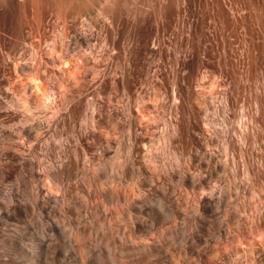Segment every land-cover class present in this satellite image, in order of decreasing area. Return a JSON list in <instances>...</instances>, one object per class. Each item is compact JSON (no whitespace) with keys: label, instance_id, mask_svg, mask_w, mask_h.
Wrapping results in <instances>:
<instances>
[{"label":"rangeland","instance_id":"1","mask_svg":"<svg viewBox=\"0 0 264 264\" xmlns=\"http://www.w3.org/2000/svg\"><path fill=\"white\" fill-rule=\"evenodd\" d=\"M0 206V237H264V0H0ZM0 264H264V238H0Z\"/></svg>","mask_w":264,"mask_h":264},{"label":"bare ground","instance_id":"2","mask_svg":"<svg viewBox=\"0 0 264 264\" xmlns=\"http://www.w3.org/2000/svg\"><path fill=\"white\" fill-rule=\"evenodd\" d=\"M63 63H65V62H63ZM65 64H67V63H65ZM29 78H30V77H29ZM29 78H28V79H29ZM28 82L30 83V84H29V89H30L31 91L36 92L37 100H38V101L41 103V105H42V103H44V102H43L44 100L42 101V99H43L42 97H43V93H44V92H43V90H42L43 88H41V85H40L41 83H39L38 80H36L35 76H34V77L32 76V77L30 78V80H28ZM46 89H47V88H46ZM44 98H45V97H44ZM47 98H48V97H47ZM40 103H39V104H40ZM45 105H46V104H45ZM38 106H40V105H38ZM8 202L10 203V205L13 204L11 199H9ZM9 207H10V206H9ZM141 208H142V207H141ZM3 211H6V212H7L8 210H7V208L3 209V208L0 206V213L3 212ZM141 245H142V244H141ZM111 262H112V261H111Z\"/></svg>","mask_w":264,"mask_h":264}]
</instances>
